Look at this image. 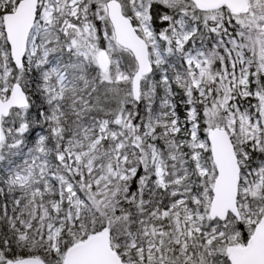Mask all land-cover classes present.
<instances>
[{
  "label": "snow or ice",
  "instance_id": "6c2138e0",
  "mask_svg": "<svg viewBox=\"0 0 264 264\" xmlns=\"http://www.w3.org/2000/svg\"><path fill=\"white\" fill-rule=\"evenodd\" d=\"M0 264H264V0H0Z\"/></svg>",
  "mask_w": 264,
  "mask_h": 264
}]
</instances>
